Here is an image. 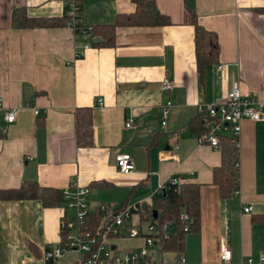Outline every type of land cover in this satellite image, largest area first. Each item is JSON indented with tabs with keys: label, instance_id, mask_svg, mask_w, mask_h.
<instances>
[{
	"label": "crops",
	"instance_id": "crops-1",
	"mask_svg": "<svg viewBox=\"0 0 264 264\" xmlns=\"http://www.w3.org/2000/svg\"><path fill=\"white\" fill-rule=\"evenodd\" d=\"M155 2L171 24L119 26L113 46H95L103 44L101 34L68 26L66 0H0V99L18 109L12 124L0 112V191L36 183L58 196L52 207L40 200H0V264L77 263L78 254L68 249L57 260L43 261L45 253L64 245L61 225L75 215L61 196L72 180L89 189L90 220L103 217L101 206L140 208L111 240L116 253L143 247L142 239L128 238V230L146 234L149 219H141V209L155 210L160 187L172 178L200 187L199 228L186 234L181 255L188 264H222L221 241L232 252L229 264L258 262L264 253V121L240 123L238 190L232 195H222L213 182L220 149L202 143L192 129L198 107L224 102L232 88L264 105V0ZM78 4L83 26L90 28L135 11L131 0ZM15 9L64 24L14 29ZM194 19L216 35L219 46L217 62L201 74ZM164 80L173 85L168 93L161 91ZM167 101L171 107L162 126ZM82 109L91 113L88 147L76 141L75 113ZM129 118L133 126L125 128ZM231 135L227 128L220 136ZM120 154L132 158L134 170L127 175L116 168ZM153 247L163 252L161 243ZM171 255L167 264L176 259Z\"/></svg>",
	"mask_w": 264,
	"mask_h": 264
},
{
	"label": "built area",
	"instance_id": "built-area-1",
	"mask_svg": "<svg viewBox=\"0 0 264 264\" xmlns=\"http://www.w3.org/2000/svg\"><path fill=\"white\" fill-rule=\"evenodd\" d=\"M68 26L74 30L83 33L91 31L90 27L83 26L81 18V7L77 0H66ZM220 69V68H219ZM173 88L172 83L164 80L161 84L162 92H170ZM99 101L98 104H101ZM171 107V102L167 101L161 108V125L165 126L166 118ZM264 105L259 104L251 95L244 96L239 88H232L226 95L224 102L217 105H206L198 107V115L205 118L207 124L206 132L200 137L202 143H207L211 147L219 148V139L221 133L227 128L231 129L232 139L237 141L243 120H251L253 122L264 121ZM35 116L40 114L36 108H32ZM0 112L3 113L5 121L12 124L16 120L18 109L6 108L0 99ZM133 120L127 119L124 127L131 128ZM116 168L121 174H129L134 170V164L129 154H120L116 157ZM181 182L177 178H172L162 185L158 193H164L168 185L180 186ZM237 193V191H236ZM89 194L88 187H81L74 180L71 181L69 187L65 189L61 196L65 201V206L74 209L75 215L73 219L63 221L61 230L65 233L64 245L44 254L43 261L49 263L57 260L64 253L65 249L75 251L78 254L76 264H155L154 259L149 256L148 249L155 244H159L162 235L155 223V219L150 217L146 225V234H142L136 228H129L128 238L142 239L143 247L137 253H116L112 249L111 240L117 238L124 223L133 216L140 214V208L136 205H125L119 208H110L101 206L99 211L102 213L100 218V226L93 229L85 227L86 220L89 218V207L87 196ZM250 208H245L244 212L249 213ZM183 221H188L187 216H182ZM169 225L163 226L164 236H168ZM98 227V228H97ZM232 258V252L225 241L220 243V262L229 264ZM25 264V263H22ZM161 264V263H160ZM171 264H188L183 256L175 259ZM241 264H264V253L258 262L247 259Z\"/></svg>",
	"mask_w": 264,
	"mask_h": 264
},
{
	"label": "trees",
	"instance_id": "trees-1",
	"mask_svg": "<svg viewBox=\"0 0 264 264\" xmlns=\"http://www.w3.org/2000/svg\"><path fill=\"white\" fill-rule=\"evenodd\" d=\"M80 2V0H77ZM135 6V11L129 15H119L111 25L101 27H91L92 34H101L103 44L95 46H113L116 27H160L171 24L168 18L161 14L156 6L155 0H131ZM12 27L14 29H27L39 27L61 26L64 20L48 19L36 20L27 16L24 9H15L12 13ZM194 43L198 72L217 62L219 56V46L217 37L204 28L197 25L195 19ZM198 121L192 125V129L198 133V138L207 130V122L204 117L199 116ZM76 141L79 147H88L92 143L91 113L88 109L78 110L75 113ZM219 149L221 153V164L213 171V182L218 186L222 195H232L238 190L239 177V152L237 141L231 137L220 136ZM200 187L192 183H181L176 186L168 185L165 192L158 198L156 206L157 219L155 223L164 236L163 226L169 225L167 238L160 235L161 249L164 253L174 254L176 259L182 255L184 238L187 233L196 231L199 228L200 217ZM57 191L50 188L40 187L36 183L22 186L18 189L0 191V200H40L45 207L55 206L57 202ZM123 207V206H122ZM141 219L147 220L152 217V212L148 208L141 209ZM182 216H187L188 221H183ZM90 221V222H89ZM93 229L100 226V219L86 220L85 227ZM97 227V228H98ZM64 242L65 233H62Z\"/></svg>",
	"mask_w": 264,
	"mask_h": 264
},
{
	"label": "rangeland",
	"instance_id": "rangeland-1",
	"mask_svg": "<svg viewBox=\"0 0 264 264\" xmlns=\"http://www.w3.org/2000/svg\"><path fill=\"white\" fill-rule=\"evenodd\" d=\"M149 256L157 261L156 264H159L160 260L163 264H167L168 260L171 261L172 259L171 254L160 252L159 247H153V250L151 251Z\"/></svg>",
	"mask_w": 264,
	"mask_h": 264
},
{
	"label": "water",
	"instance_id": "water-1",
	"mask_svg": "<svg viewBox=\"0 0 264 264\" xmlns=\"http://www.w3.org/2000/svg\"><path fill=\"white\" fill-rule=\"evenodd\" d=\"M100 41L98 40V39H93L92 40V43H99ZM152 216H153V219H157V211L156 210H154L153 212H152Z\"/></svg>",
	"mask_w": 264,
	"mask_h": 264
}]
</instances>
